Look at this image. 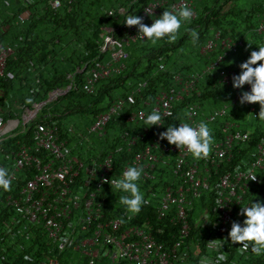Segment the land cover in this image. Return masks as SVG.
Returning a JSON list of instances; mask_svg holds the SVG:
<instances>
[{
	"label": "built area",
	"instance_id": "obj_1",
	"mask_svg": "<svg viewBox=\"0 0 264 264\" xmlns=\"http://www.w3.org/2000/svg\"><path fill=\"white\" fill-rule=\"evenodd\" d=\"M182 4H187L193 9L190 0H154L143 8L140 17L146 24L150 17L159 16L163 6L167 5L171 10ZM51 5L55 8L59 6V2L53 0ZM194 17L193 11L191 19ZM151 23L152 20H149L148 25ZM106 31L113 30L106 29ZM121 31L123 37L117 41L111 38L114 42L106 43L104 39L105 46L102 50H105L107 45H113L116 49L111 52L110 61L94 62L83 85L86 94H93L98 81L114 74L118 75L123 68L121 62L127 58L124 47L141 41L136 37V26L125 25ZM257 32L264 35V17ZM216 47L220 48L222 54L210 63L206 70L214 72L221 85H231L234 72L220 69V65L227 51H234L236 44L229 38L219 39L217 33L214 40L208 41L201 52L206 54ZM11 54L12 49L3 47L0 43V79L5 77L6 61ZM116 63H119L118 66H114ZM162 68L163 66L160 65V69ZM195 82V74L182 76L174 73L170 86L161 90L152 104L146 98H142V93L147 89L146 81L128 85L130 89L124 92L122 97L113 101L106 112L96 116L88 133H96L102 138L106 135L109 123L120 116L130 124L143 121L141 113H147L143 108L160 111L162 119L170 118L176 103L194 90ZM69 87L71 86L68 85L66 90ZM244 89L247 90L248 85H244ZM55 93H50L49 97H54ZM239 95L240 90L234 89L231 105L240 104ZM0 97H3L1 91ZM136 98L141 100V107L128 111V107L136 105ZM241 106L247 107L248 113L252 116L259 111L257 103H246ZM187 108L183 120L179 123H196L205 120L213 124L214 130L210 129L213 145L207 158L194 159L184 148L179 150L175 145L160 139L159 133H155L147 146L136 153L133 152L130 158L128 156L129 159L118 169L116 175L114 174L116 157L122 152V147L132 150V147L136 146L137 139L142 136L129 138L126 133L121 135L119 133L118 143L113 151L100 162L91 158L90 163L85 164L79 158L72 157L68 141L59 139L55 124L36 121L35 110H24L22 119L0 118V167L9 169L12 176L9 189H0L2 227L0 264H59L57 256L68 247L78 255V257L72 256L69 264H77L81 259L85 264H106L105 258H109L111 263L113 261L112 264H171V258L174 259L178 255V243L170 249L163 250L162 245L154 241L152 233L145 234L136 227H131L117 235L114 231L118 233L121 227L120 220L105 219L102 214L104 200L99 198L100 192L103 187L111 186V181L130 164L143 167L142 180H154V173L159 165L170 168L171 180L162 190L163 204L158 211L157 219L164 215L163 210L167 211L171 206H175L177 218L185 224L181 232L184 236H187L185 207L195 211L193 205H199L198 200L204 190L211 188L214 191L215 203L220 201L215 207L219 214L220 225L214 227L202 252L198 251L199 257L212 254L207 247L208 242L225 238L231 222L243 219L242 216L237 215L240 204L243 205L254 199L249 192L252 187L260 183L264 175V134L254 148H250L247 146L250 140L249 131L240 129L234 121L227 119L229 116L226 106L213 109L202 118H199L197 104H188ZM27 133H30L32 144H26L24 142L26 138H17L11 142L16 135ZM145 133H147L146 129H144ZM82 139L87 141L86 137ZM99 154L101 152L97 153L98 157ZM249 169L252 170L253 175H256L255 179L247 178ZM220 171H224V174L212 185L211 175H217ZM79 178L81 179L78 180ZM149 190L151 191L150 187ZM151 193L155 195L154 192ZM224 202L225 205L220 207ZM203 217H208L207 213ZM76 224L80 226L78 230L75 229ZM25 229L35 241L41 238V235L44 236L46 241L42 243L45 248L35 246L32 254L23 252L20 242L22 238L28 237ZM88 230L90 231L85 234ZM82 231L79 236L73 235ZM238 246L236 244L230 247L222 246V250L231 255V261L227 264H240L237 259L235 260V253L247 258L250 256V252L241 254ZM104 249H107L105 253ZM25 255L30 259H23ZM182 261L180 260L178 264H186Z\"/></svg>",
	"mask_w": 264,
	"mask_h": 264
},
{
	"label": "trees",
	"instance_id": "obj_2",
	"mask_svg": "<svg viewBox=\"0 0 264 264\" xmlns=\"http://www.w3.org/2000/svg\"><path fill=\"white\" fill-rule=\"evenodd\" d=\"M52 1L19 0L17 5L20 6L19 13L27 10L28 19L21 24L20 21L15 22L16 19L11 17L0 26V43L3 47L12 49V54L6 61L5 77L0 79V91L3 94V97H0V111L3 108V99L10 97L13 99L12 95H16V87L12 86L14 82L19 81L27 93L32 88L33 92L29 97L36 103L46 102L50 93L66 89L70 84L71 87L65 94L42 107L37 118V122L55 124L58 128L56 134L59 139L68 141L66 127L61 122L64 117L71 114H89L93 122L98 114L106 112L113 101L122 97V94L130 89L128 85L131 86L140 81L147 82V89L142 93V98H146L152 104L155 102L156 95L170 86L174 73L182 76L196 75L194 90L176 103L173 115L162 119L163 125L148 128L141 126L143 121L130 124L122 116L109 123L107 130L116 131V133L111 138L106 132V135L100 138L103 145L98 152L101 154L99 157H93L98 162L114 150L118 143L117 134L126 133L129 138L142 136L137 139L136 146L132 147V150L122 147V152L116 157L115 175L127 159L133 156V152L140 151L151 142L155 133L165 131L169 124L176 126L181 122L188 109V104H197L199 118H202L203 115L211 112L206 113L207 109L211 108L207 105L209 102H214L222 95H228L232 99L234 95L232 84L221 85L214 72L204 70V67L220 52L216 47L213 51L203 54L205 56L200 54V49L208 41L214 40L218 33L219 39L229 38L232 43L236 44L235 52L228 53L226 61V66L235 69L236 73L239 72V64L247 58L250 51L256 50V45L264 42V36L256 33L258 24L264 17V0H190L195 17L190 23L182 24L175 41H161L152 45L144 40L129 44L124 47L127 58L121 62L123 68L120 69L118 75L114 74V76L98 81L93 94H86L83 85L94 62L96 60L110 61V54L116 49L113 45H107L105 50H102L105 46V37L111 36L114 41L123 37L121 30L125 24L123 23L124 13L121 9H125L129 14L135 13L140 16L143 8L154 0H57L59 6L55 8L51 5ZM164 9H169V6H163L159 15ZM152 19L155 17L149 18V20ZM149 20L146 21V25ZM5 24L8 25L9 34L3 35L1 28ZM108 28L113 31L106 32ZM186 29L198 33V40L195 44ZM14 31L15 36L9 37ZM160 65L163 66L162 69ZM25 101L26 99L23 98L24 103ZM136 101V105L128 107V111L141 107V100L136 98ZM223 106L228 109L227 119L234 121L240 129L249 131L250 140L247 146L254 148L264 134V122L255 120L252 114L248 113V108L240 104L231 105V102H228ZM143 109L147 113L150 111L147 108ZM244 111L247 114L246 118L244 115L243 120H239L238 116L242 112L245 113ZM6 115L9 117L10 114ZM208 126L214 130L213 124L208 123ZM144 129L147 130L145 134ZM17 138H26L24 142L32 144L30 133L18 134L11 142ZM170 174L169 167L159 165L154 173V180L141 179L139 181L140 190L148 202L142 205L139 213L135 215L127 213L119 204L121 193L111 191V186L103 187L99 194V198L104 200L102 214L105 219L120 220L121 227L118 233L114 231L117 235L131 227H136L145 234L152 233L154 241L162 245L163 250L170 249L178 243V255L174 259L171 258V264H178L180 260L186 264H197L198 251L202 252L208 238L211 237L212 230L220 225L219 214L215 208V194L211 188H208L198 200L199 205H193L195 211L185 207L187 236H184L181 232L185 224L177 218L175 206H171L167 211L163 210L164 215L159 220L157 219L158 211L163 204L162 190L164 185L171 180ZM222 174L224 171L211 175L212 185ZM149 187L155 195L151 193ZM249 194L254 196V201L256 199L264 201V175L260 183L252 187ZM205 213L208 217L204 219L210 222L203 219ZM7 216L8 214L5 218ZM79 228L80 226L76 224L75 229ZM229 228L230 226L227 228L225 237ZM1 229L0 225V235ZM89 231H85V234ZM25 232L28 237L22 238L20 242L23 252L32 254L35 246L45 248L44 236L41 235V238L35 241L27 230ZM80 233L83 231L75 232L73 235L79 236ZM0 245H2L1 241ZM106 251L107 249H104V253ZM72 256L78 257L70 247L66 248L62 254L57 256L59 264H69ZM226 256L228 259L224 264L231 261V255L226 253ZM234 256L240 264H264V255L250 254L247 258L235 253ZM105 263L112 264L113 261L111 263L109 258H105ZM77 264L85 263L81 259Z\"/></svg>",
	"mask_w": 264,
	"mask_h": 264
},
{
	"label": "clouds",
	"instance_id": "obj_3",
	"mask_svg": "<svg viewBox=\"0 0 264 264\" xmlns=\"http://www.w3.org/2000/svg\"><path fill=\"white\" fill-rule=\"evenodd\" d=\"M121 12L124 13L123 23L126 26H136V37H139L141 41L147 40L152 45L161 41H175L182 24L190 23L193 16V9L187 4H182L171 10L164 9L162 14L152 19L150 25L144 24L142 17L135 13L129 14L125 9H121ZM186 31L189 32L192 42L195 44L198 40V33L190 29H186ZM105 40L106 43L114 42L111 36H106ZM256 46V50H251L247 58L239 64V72L232 76L231 84L232 88L240 90L239 103L241 105L246 103L259 105V111L253 118L264 122V42ZM244 85H248L247 90L244 89ZM69 86L71 85L69 84ZM67 90L62 89L64 93L61 95L65 94ZM25 103H31V98L26 99ZM141 116L143 120L141 126L150 128L154 125H163L162 114L156 109H152L148 113H141ZM159 137L166 140L168 144L175 145L179 150L184 148L194 159L207 158L213 145V136L208 122L205 120L196 123H179L177 126L169 124L165 131L159 133ZM142 172V166L130 164L117 178L111 181V191L121 193L119 204L132 215L139 213L142 205L148 202L139 187ZM247 178H256L251 169L247 172ZM11 179L10 170L0 167V189L8 190ZM225 202L220 207H223ZM216 203L219 204L220 201H216ZM237 215L242 216L243 219L231 222L225 238L209 241L207 247L212 254L201 255L197 264H224L228 257L222 250L223 245H228V247L233 244L239 245L237 248L241 254L250 252L255 256L264 255V201L251 199L243 205L240 204ZM23 259L29 260L30 257L25 255Z\"/></svg>",
	"mask_w": 264,
	"mask_h": 264
},
{
	"label": "crops",
	"instance_id": "obj_4",
	"mask_svg": "<svg viewBox=\"0 0 264 264\" xmlns=\"http://www.w3.org/2000/svg\"><path fill=\"white\" fill-rule=\"evenodd\" d=\"M19 3V0H0V26L2 25V23L5 21V20H8V18H11L13 17L15 20V22L17 21H20L21 24L24 23L27 19H28V16H29V12L27 10H23L19 13L20 11V6H17ZM18 14V15H17ZM14 23V22H13ZM261 24V21L260 23L258 24V27L256 29V33L258 34L257 30L259 28V25ZM1 30L3 31V35L5 34H9V28H8V25L5 24ZM258 35H261V36H264L263 34H258ZM15 36V31L13 34H11L9 37L13 38ZM212 41V40H211ZM8 42H10V40H8ZM207 44V43H206ZM206 44L202 47L204 48L206 46ZM202 48L200 49V54H202L201 50ZM219 49V54L216 55V57L214 59H212L205 67H204V70H206V68L208 67V65L212 62H214V60L217 59V57L219 55L222 54V51L220 50L219 47H217ZM236 49V48H235ZM231 52H235L232 51V50H228L227 53H226V56H225V59L224 61L221 63L222 65H220V69H228L232 72H234V74H237L235 69H233L232 67H228L226 66V61H227V56H228V53H231ZM203 55V54H202ZM205 56V55H203ZM26 85V83H25ZM30 86L32 85L31 83L29 84ZM12 86L16 87L15 88V94L16 95H12V98L13 99H3V108L2 110L0 111V118L1 119H7V118H18V119H22V116H23V111L24 110H35V115L34 117H36V121H37V118H38V115L40 114V111L42 109V107L46 104L45 102H40V103H36L34 102L32 99H31V103H28V104H25L23 102V98L24 99H28V98H31L29 97V95L32 94L33 90L32 88H30V92L27 93V91L25 89H23V87L21 86V84H19V81L18 82H14L12 84ZM32 87V86H31ZM56 91V90H55ZM25 94V95H24ZM24 96V97H23ZM48 101V100H47ZM46 101V102H47ZM45 103V104H44ZM48 103V102H47ZM26 106V107H25ZM29 106V107H28ZM37 107V108H36ZM21 111V112H20ZM20 112V114H19ZM7 113H9V117H6ZM6 117V118H5ZM24 118V117H23ZM116 133V131H111V134H110V137L112 138L113 135Z\"/></svg>",
	"mask_w": 264,
	"mask_h": 264
},
{
	"label": "rangeland",
	"instance_id": "obj_5",
	"mask_svg": "<svg viewBox=\"0 0 264 264\" xmlns=\"http://www.w3.org/2000/svg\"><path fill=\"white\" fill-rule=\"evenodd\" d=\"M124 91H126V89ZM230 100V96L222 95L214 102H209L207 105L211 108L207 109L206 113L223 106L224 104H227L230 102ZM244 115L246 118V112H242V114L238 116V119L243 120ZM92 119L93 118L89 114H71L67 117H64V119L61 121L66 127L68 133V147L71 150L72 157L79 158L85 164H89L91 158L97 156L98 150L101 149L103 145V142H101L99 136L96 133H88V129L92 126L95 120L94 119L92 122ZM107 133L110 135L111 131L107 130ZM83 137H86L87 141L83 140Z\"/></svg>",
	"mask_w": 264,
	"mask_h": 264
},
{
	"label": "water",
	"instance_id": "obj_6",
	"mask_svg": "<svg viewBox=\"0 0 264 264\" xmlns=\"http://www.w3.org/2000/svg\"><path fill=\"white\" fill-rule=\"evenodd\" d=\"M62 93H64V91H62V90H57L56 91V93H55V95H54V97H49L48 98V101L47 102H51V101H53V100H55L59 95H61ZM47 102H45V103H47ZM44 103V104H45Z\"/></svg>",
	"mask_w": 264,
	"mask_h": 264
}]
</instances>
